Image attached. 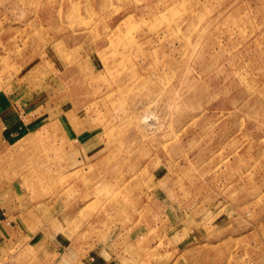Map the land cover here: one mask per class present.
Segmentation results:
<instances>
[{"label":"rangeland","instance_id":"obj_1","mask_svg":"<svg viewBox=\"0 0 264 264\" xmlns=\"http://www.w3.org/2000/svg\"><path fill=\"white\" fill-rule=\"evenodd\" d=\"M2 92L0 264H264V0H0Z\"/></svg>","mask_w":264,"mask_h":264},{"label":"crops","instance_id":"obj_2","mask_svg":"<svg viewBox=\"0 0 264 264\" xmlns=\"http://www.w3.org/2000/svg\"><path fill=\"white\" fill-rule=\"evenodd\" d=\"M13 101L14 100L10 96V92L0 93V144H2L3 147L14 144L17 140H19L20 138L24 137L25 134H27L26 133L27 126H26L25 118L22 117L21 112L17 111L16 105ZM18 134L21 135L19 139L18 137H16ZM0 148H1V145H0ZM4 211L5 209L3 208V213ZM4 222L5 221L2 220L0 216V243L1 244L9 241L12 238V233L13 235L18 233L14 230L12 231L9 228H7ZM30 238L32 239V237ZM38 241L39 240H37L36 242ZM56 245L58 247L61 246L60 243H56Z\"/></svg>","mask_w":264,"mask_h":264}]
</instances>
